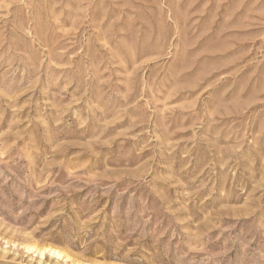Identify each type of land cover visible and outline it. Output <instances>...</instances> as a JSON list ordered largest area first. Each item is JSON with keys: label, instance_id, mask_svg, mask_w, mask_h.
<instances>
[{"label": "rangeland", "instance_id": "374dc122", "mask_svg": "<svg viewBox=\"0 0 264 264\" xmlns=\"http://www.w3.org/2000/svg\"><path fill=\"white\" fill-rule=\"evenodd\" d=\"M0 264H264V0H0Z\"/></svg>", "mask_w": 264, "mask_h": 264}]
</instances>
